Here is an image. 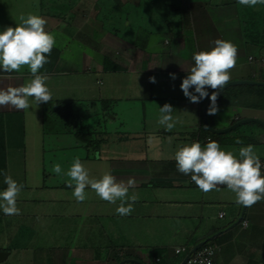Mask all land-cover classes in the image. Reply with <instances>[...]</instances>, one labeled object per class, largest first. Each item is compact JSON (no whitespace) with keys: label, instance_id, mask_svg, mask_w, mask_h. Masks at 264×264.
<instances>
[{"label":"crops","instance_id":"0c3cea01","mask_svg":"<svg viewBox=\"0 0 264 264\" xmlns=\"http://www.w3.org/2000/svg\"><path fill=\"white\" fill-rule=\"evenodd\" d=\"M76 1L58 22L39 13L46 19V30L54 35V48L58 51L55 70L47 73L52 75L49 79L54 77L51 79L54 82L47 86L56 99L54 104L60 102L62 107L71 104L79 121L81 106L98 104L101 111L89 116H102L105 121L112 114L110 121L116 119L115 106H141L137 132L129 134L128 129L111 132L105 127L103 135L96 136L103 139L100 147L90 145L89 154L83 157L102 164L104 172L110 171L117 181L135 179L136 186L129 189V195L135 192L139 200L130 215L120 216L116 213L119 201L111 204L101 200L89 186L86 207L70 210L83 223L73 239L65 237L62 227L58 231L53 228L51 244L59 246L49 251L52 245H48L44 236L46 227L41 236H36L43 237L41 243L35 244L33 235L7 243L8 246L15 244V257L12 259L13 252H8L2 263L11 259L9 264H119L126 260L142 264H182L194 247L208 241L205 245L219 247L214 264H264V223L254 221L256 211L264 216L257 208L258 203L246 208L245 215L247 209L251 210L249 219L244 217L243 222L232 228L243 211V205L235 202V194L225 185H218L219 190L202 192L190 175L177 171L174 159L180 146L192 142L204 146L212 141L203 130L202 120L209 98L192 103L180 88L187 71L194 65L192 57L196 52L210 50L216 39L231 41L238 47L231 81L262 77V67L250 62V57L258 62L264 56L256 54L259 47L248 43L242 31L241 21L249 8L240 7L237 0ZM24 75L0 69V88L3 78L8 79L7 86H10L19 84ZM150 77H155L156 82H150ZM190 91L194 93V88ZM207 91L210 97L213 89L207 88ZM166 103L174 109L175 127L171 131H166L158 122L159 107ZM217 106V114L208 115L215 129L227 128L246 118L264 121L262 110L220 103ZM26 111L0 108L4 115H24ZM62 127L67 133V127L64 124ZM43 128L40 132L44 133ZM99 129L100 125L95 133ZM40 138L43 146L45 136L40 133ZM237 139L242 144H237ZM217 142L222 150L233 152L237 158L241 147L252 145L264 172L261 129L239 127ZM69 144V147L85 146L74 138ZM257 148L262 151L257 152ZM97 175L90 177L98 179L103 173ZM36 187L46 193L50 189L45 184ZM245 221L247 227L243 226ZM20 245H26V250L18 251ZM182 248L187 252L177 254L176 250Z\"/></svg>","mask_w":264,"mask_h":264},{"label":"clouds","instance_id":"9594fccd","mask_svg":"<svg viewBox=\"0 0 264 264\" xmlns=\"http://www.w3.org/2000/svg\"><path fill=\"white\" fill-rule=\"evenodd\" d=\"M237 3L255 7L264 5V0H237ZM46 24L43 17L28 14L27 17H20V23L16 27L9 26L0 31V69L5 73H12L27 67L32 77L21 86L0 88V108L28 110L31 107L30 101L38 106L52 100V93L46 83L49 76L39 74L40 69L49 63L48 57L56 44L54 35L46 30ZM214 45L210 50L198 51L193 55L194 65L189 68L180 85L184 96L192 103L210 98L208 115L217 114L218 95L231 81V70L238 59V47L231 41L216 39ZM170 75L173 79L176 78L175 74ZM150 82L155 83V77H150ZM193 88L195 94L190 91ZM207 88L213 89L210 97ZM159 111V124L166 131H171L175 127L173 107L166 103L159 107ZM236 143L242 144V141L237 139ZM174 159L177 171L190 175L191 181L202 192L219 190L218 185H225L235 194L237 204L251 207L264 201V172L252 145L241 147L237 158L233 152L222 150L216 141H209L204 146L199 142H192L180 146ZM52 171L59 175L62 168L55 164ZM66 175L70 178L69 187H72L71 182H75L73 196L78 203L86 200L85 189L89 186L101 200L111 204L119 201L116 213L120 216L130 215L134 211V204L139 200L137 193L129 195V189L136 186L135 179L117 181L110 171H105L98 179L91 178L79 158L73 160ZM4 183L7 187L0 191V210L8 216L19 215L17 198L24 186L7 174L4 175Z\"/></svg>","mask_w":264,"mask_h":264},{"label":"rangeland","instance_id":"374dc122","mask_svg":"<svg viewBox=\"0 0 264 264\" xmlns=\"http://www.w3.org/2000/svg\"><path fill=\"white\" fill-rule=\"evenodd\" d=\"M39 2L40 0H0V31H3L9 26L16 27L17 24L20 23L21 16L27 17L28 14L39 15V13H41ZM240 7L243 6L240 5ZM246 7L249 9L264 10V5H257L255 7L245 6L244 8ZM45 9L46 12H49L50 7H44V11ZM58 21L59 20H55V22ZM256 54L264 56V48L259 47ZM53 64V62H49L48 65H44V67L40 69L39 74L47 75V73H50L46 72L48 71L47 69H49L48 66L50 67L51 72H53L55 70V68H53L55 65ZM19 73L25 75L21 76L22 78L21 81H19V84H11L10 86H21L32 78L27 67L22 68ZM49 77H52V75ZM51 79L46 82L47 85L54 82L51 81ZM1 82V88L6 89L8 87V79L3 78ZM55 100V98H52L48 103H41L38 106L30 101L31 107L24 115L20 113L5 114L4 126L6 128L5 138L7 139V142L6 147H3V151L5 152V161L7 164L6 174L10 175L15 181L24 186L17 198V207L20 209V214L8 216L0 210V244L3 243L0 245V250L13 252L12 259L15 257V244L8 246L7 243H12L14 239H25V236L31 238L30 235H33V242L35 244L39 242L41 243V238L43 237L36 238V236H41L42 230L47 227V233H45L44 236L48 239V245H52L50 247L51 249H49V251H51L53 250L52 248L59 246L51 244L53 228H55V231H58V229L62 227L64 229L65 237H68L69 240H71L74 237V233L81 228L78 226L83 225V223L80 222V219L76 218L77 216L73 217L74 214L70 212V210L76 206H78L77 210L80 207H86L88 204V195L90 193V190L86 188V200L82 203H78L73 196L74 189H69L70 178L66 173L75 158L81 160L88 170L89 175H97L100 172L104 173V166L102 164L89 161L87 158L83 159L84 156L89 154L87 147H69V143L73 142L74 136L68 132H63L62 125L64 123L60 120L59 113L55 112V104L53 102ZM92 106L93 107L81 106L79 109L82 115L80 125H82V127L84 126L83 129L86 130L88 127L87 125H91V130H97L100 125V131L96 132L95 136L103 135L102 133H104L103 129L105 127L111 132L128 129L129 134H134V132L138 131L137 124L140 125L139 120L141 118V113L138 111H141V106H115L113 112L116 115V119L111 121L110 119L113 118V114L109 117L110 119L107 117V121H105L102 116H89V114H93L94 111H101L98 104ZM123 122H126V125L122 124ZM75 123L76 122H74V124ZM25 126H28L26 127L28 134L26 139L24 132ZM42 128L44 133L40 132ZM258 128L264 133L263 128L257 124H246L240 127V129L243 130H255ZM68 129L71 130L72 128L69 126ZM40 133L42 136H45L43 139V146L40 144L42 141ZM112 134L114 137L116 136L114 133ZM25 143L27 147L25 146ZM256 151H262V149L257 148ZM25 152H28V157ZM41 153L43 157L40 156ZM55 164H59L62 168V173L59 175L52 171ZM71 183L74 187L75 182L73 181ZM43 184L50 186L47 193L36 187H41ZM48 196L51 197L49 200ZM257 208L264 213V201L258 202ZM250 215L251 210L248 212L247 209L245 219H249ZM254 221L255 223H264V216H261L259 210L256 211ZM19 227L21 229H19ZM16 232H18L17 236L14 237ZM19 248L16 249H19L18 251L26 250V245H20ZM16 258H19V255H17ZM8 261L11 262L12 260L10 259ZM8 261L2 264H9L10 262Z\"/></svg>","mask_w":264,"mask_h":264},{"label":"trees","instance_id":"16d2710c","mask_svg":"<svg viewBox=\"0 0 264 264\" xmlns=\"http://www.w3.org/2000/svg\"><path fill=\"white\" fill-rule=\"evenodd\" d=\"M76 3V0H40L39 5L43 16H50L51 18L57 20L63 19V15L65 14V12L68 13V11H70ZM47 6L50 7L49 12H46V9L44 11V7ZM241 22L243 36L246 41L260 48H264V10L249 9V11L242 18ZM57 57L58 51L56 48H53L50 56L48 57V60L51 63L53 62V65H55ZM48 68L49 69H47L48 71L46 72H51L49 66ZM254 80H260L264 82L263 69L262 77L255 78ZM219 103L264 111V87L252 85H237L230 87L218 96L217 104ZM55 106V112L59 113L60 120L64 123V126H66L67 129L69 128V126L72 128L71 130H67L69 134L73 135L76 140L82 142L87 148H89L90 145L96 148L100 147V144L102 143L103 139L96 138L94 129L91 130V125H87V130L83 129L84 126L82 127V125H80V121L78 120L79 118L76 114L73 113V107L71 104H68L67 107H62V103L57 102ZM4 120L5 115L0 113V190H4L7 187L4 183V175L7 171L5 152L3 151V147H5L6 145L4 135L6 128L4 126ZM74 122H76L77 124L75 125ZM203 130L205 134L212 137V141L217 142L218 139H221V137L226 136L225 134H212L205 128Z\"/></svg>","mask_w":264,"mask_h":264},{"label":"water","instance_id":"95a60500","mask_svg":"<svg viewBox=\"0 0 264 264\" xmlns=\"http://www.w3.org/2000/svg\"><path fill=\"white\" fill-rule=\"evenodd\" d=\"M237 85H252V86H260V87H264V82L263 81H255V80H235V81H230L229 84L220 91L219 95L224 92L225 90H227L230 87L233 86H237ZM218 95V96H219ZM210 98L207 100L204 109H203V115H202V120H203V125L204 127L212 134H216V135H223V134H227L232 132L233 130L246 125V124H250V123H256L258 125H261L262 127H264V121L257 119V118H246L243 120H240L236 123H234L233 125L224 128V129H215L213 128L208 120V108L210 106ZM246 208L245 206H243V211L241 216L239 217L238 221L236 223H234V225H232V228L239 225L244 217H245V212H246ZM208 242V241H206ZM206 242H202L200 244H198L196 247H194V249H192V251L190 252L189 255H187V257L184 259V261L182 262V264H185V262L188 260V258L191 256V254L195 253L198 249H200L202 246H204L206 244ZM9 253L8 252H0V264L2 262H4L7 257H8ZM125 263H136V264H142L136 260H126L124 262H121L119 264H125Z\"/></svg>","mask_w":264,"mask_h":264},{"label":"built area","instance_id":"2783aa9c","mask_svg":"<svg viewBox=\"0 0 264 264\" xmlns=\"http://www.w3.org/2000/svg\"><path fill=\"white\" fill-rule=\"evenodd\" d=\"M250 62L258 63L263 69V76H264V59H261L260 61L257 62L253 59V57H250ZM209 140L210 139H208V141ZM263 167H264V163H263ZM223 216H224V213H221L220 217H223ZM245 222L243 223L244 227H245ZM218 248L219 247L216 245L207 244V245L201 247L195 253L191 254V256L188 258V260L185 262V264H193V262H195V264H200L201 261L203 262V264H209V262H210V264H214V257L216 255V252L218 251ZM209 250L211 251V255H209ZM183 252L184 253L187 252L186 249L182 248V249L176 250L177 254H180Z\"/></svg>","mask_w":264,"mask_h":264}]
</instances>
